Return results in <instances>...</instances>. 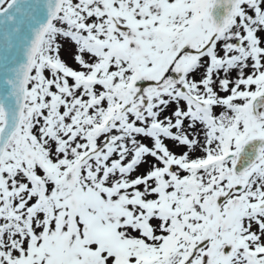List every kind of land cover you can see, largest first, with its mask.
I'll list each match as a JSON object with an SVG mask.
<instances>
[{"label": "snow or ice", "instance_id": "obj_1", "mask_svg": "<svg viewBox=\"0 0 264 264\" xmlns=\"http://www.w3.org/2000/svg\"><path fill=\"white\" fill-rule=\"evenodd\" d=\"M0 264H264V0H0Z\"/></svg>", "mask_w": 264, "mask_h": 264}]
</instances>
